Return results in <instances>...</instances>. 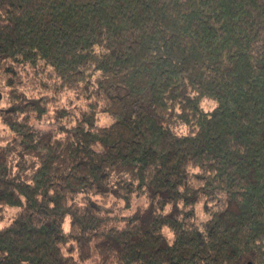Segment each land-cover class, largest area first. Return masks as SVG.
Instances as JSON below:
<instances>
[{
  "label": "trees",
  "instance_id": "1",
  "mask_svg": "<svg viewBox=\"0 0 264 264\" xmlns=\"http://www.w3.org/2000/svg\"><path fill=\"white\" fill-rule=\"evenodd\" d=\"M4 99L0 264H264V0H0Z\"/></svg>",
  "mask_w": 264,
  "mask_h": 264
},
{
  "label": "rangeland",
  "instance_id": "2",
  "mask_svg": "<svg viewBox=\"0 0 264 264\" xmlns=\"http://www.w3.org/2000/svg\"><path fill=\"white\" fill-rule=\"evenodd\" d=\"M6 102H7V100L4 99L2 102H0V106L1 105L4 106L6 104ZM61 102H62V104H70V105L75 106V107L82 105V101L81 100H77L75 98L74 94L69 95V98H67V99L65 97L64 98L62 97ZM56 104H58V101H57ZM203 105H204L205 110H207V111L211 110L214 107V104L212 102H204ZM53 122H54V115H52V113H51L50 116L48 118H45V120L43 122H41L40 125L37 123L36 126L38 128H41V129L49 128V127L51 128V127H54ZM109 122H110V119L107 116H104V115L101 116L100 124H105V123L108 124ZM2 129H3V127H2ZM142 202L143 201L141 199H137V200H135L134 204L135 205H140ZM200 205L202 206V203H200ZM200 205H197V207H196L197 217H198V220L199 221L200 220H204L203 217H207V215L205 214V212H203L201 210V206ZM12 214H13V210H10L9 209L8 210V214L6 215V218L12 216ZM1 224H4V222L1 223Z\"/></svg>",
  "mask_w": 264,
  "mask_h": 264
},
{
  "label": "clouds",
  "instance_id": "3",
  "mask_svg": "<svg viewBox=\"0 0 264 264\" xmlns=\"http://www.w3.org/2000/svg\"><path fill=\"white\" fill-rule=\"evenodd\" d=\"M186 133V129L184 130ZM204 219H207L206 217H203ZM7 225L6 224H0V230H2L3 228H5ZM65 230L67 231V225L65 226ZM165 231L167 232V229H165ZM169 236H171V233H169Z\"/></svg>",
  "mask_w": 264,
  "mask_h": 264
}]
</instances>
